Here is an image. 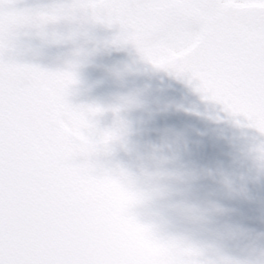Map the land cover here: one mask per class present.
I'll return each instance as SVG.
<instances>
[{"label": "water", "instance_id": "water-1", "mask_svg": "<svg viewBox=\"0 0 264 264\" xmlns=\"http://www.w3.org/2000/svg\"><path fill=\"white\" fill-rule=\"evenodd\" d=\"M15 65H26L12 55ZM9 61L6 60V64ZM145 75V74H144ZM139 79L113 122L114 140L79 144L49 123L29 74L6 67L0 80V202L3 173L23 178L38 165L58 169L72 191L99 198L145 241L137 264H264V135L187 82L160 71ZM129 174L143 191L125 186ZM149 223H136L131 213ZM0 264H50L44 250L5 253Z\"/></svg>", "mask_w": 264, "mask_h": 264}, {"label": "snow or ice", "instance_id": "snow-or-ice-1", "mask_svg": "<svg viewBox=\"0 0 264 264\" xmlns=\"http://www.w3.org/2000/svg\"><path fill=\"white\" fill-rule=\"evenodd\" d=\"M85 20L117 26L112 43L131 41L142 60L186 77L194 90L205 98H220L225 111L243 115L249 127L264 135V0H58L35 8L0 0V80L6 67L18 78L38 71L11 63L21 29ZM52 36L59 39L56 33ZM48 74L65 77L66 96L75 83V63ZM73 107L91 116L103 111L91 105ZM255 151L264 164V142ZM220 264L241 262L225 257Z\"/></svg>", "mask_w": 264, "mask_h": 264}, {"label": "clouds", "instance_id": "clouds-1", "mask_svg": "<svg viewBox=\"0 0 264 264\" xmlns=\"http://www.w3.org/2000/svg\"><path fill=\"white\" fill-rule=\"evenodd\" d=\"M123 181L143 191L129 174ZM130 215L136 223H149L136 211ZM167 236L155 226L145 234L134 232L124 215H114L99 198L72 191L56 168L41 164L21 178L5 165L0 245L6 254L44 250L50 264H137L150 258L146 240Z\"/></svg>", "mask_w": 264, "mask_h": 264}, {"label": "flooded vegetation", "instance_id": "flooded-vegetation-1", "mask_svg": "<svg viewBox=\"0 0 264 264\" xmlns=\"http://www.w3.org/2000/svg\"><path fill=\"white\" fill-rule=\"evenodd\" d=\"M55 2L58 0H16L18 6L34 8ZM118 31L115 25L87 20L60 21L42 29L23 28L14 40V48L38 64H48L41 82L64 121L94 135L101 133L135 72L148 63L141 59L131 41L124 45L111 42ZM52 33L59 39L54 40ZM69 62L75 63V83L65 96V77L48 72L63 69ZM73 105L97 106L103 111L91 116Z\"/></svg>", "mask_w": 264, "mask_h": 264}]
</instances>
